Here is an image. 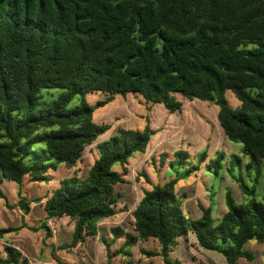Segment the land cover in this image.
Segmentation results:
<instances>
[{"label": "trees", "instance_id": "trees-1", "mask_svg": "<svg viewBox=\"0 0 264 264\" xmlns=\"http://www.w3.org/2000/svg\"><path fill=\"white\" fill-rule=\"evenodd\" d=\"M42 90L63 92L44 101ZM226 92L238 101L237 108L228 106ZM95 93L105 100L92 107L86 97ZM127 94L169 114L181 112L177 95L213 104L226 141L242 147L254 185L232 174L241 161L229 156L228 172L246 200L236 203L225 193L226 209L216 223L211 207L199 206V219L186 217L177 179L152 187L131 213L133 233L113 230V239L124 236L123 245L110 253L111 244L102 242L106 264L116 257L132 264L131 249L151 239L159 253L141 250L144 257L178 264L168 253L188 233L199 249L220 254L226 264L251 261L253 254L243 247L250 241L264 244V204L254 193L264 162V0H0V186H18L17 206L24 215L30 211L20 193L24 179L47 184V173L60 165L75 168L83 151L110 129L94 123V110ZM76 97L77 104L69 107ZM152 136L147 126L119 129L98 144V159L84 179L74 174L61 180L46 199V221L74 222L69 248L96 238L98 225L115 216L119 195L114 189L124 180L113 168L125 171ZM37 145L44 150H33ZM216 155L204 165L214 176L224 162L223 154ZM191 157L179 150L169 165L185 168ZM205 160L206 152L199 154L187 173L198 172ZM0 199L5 200L1 187ZM23 227L0 229V239ZM30 230L50 237L46 225ZM0 264L28 262L5 247Z\"/></svg>", "mask_w": 264, "mask_h": 264}, {"label": "rangeland", "instance_id": "rangeland-1", "mask_svg": "<svg viewBox=\"0 0 264 264\" xmlns=\"http://www.w3.org/2000/svg\"><path fill=\"white\" fill-rule=\"evenodd\" d=\"M62 92L63 90H42L39 95L42 100L50 101L56 99ZM176 98L182 103V108L180 113L175 114H169L160 105L147 104L141 97L132 94L115 96L103 108H96L93 113L94 123L107 125L110 129L83 151L75 168L68 170L60 165L56 172L47 173L49 178L47 184L30 183L28 178L24 179L20 193L30 203V211L27 215H24L17 206L18 186L14 183L3 182L0 187L6 201L0 199V229H16L22 225L24 227L0 239V254L3 256L5 247H12L27 260L28 264H106V251L102 242L111 244L110 253L118 250L124 243V236L118 235L113 239V230L120 228L125 233L132 234L131 213L143 193L173 179H177L175 190L178 196L189 195L192 199L191 202L188 201L183 205L182 209L187 214H189L188 208L198 211V207L203 204L212 206L211 217L216 223L226 209L225 193L229 192L236 203H243L246 198L228 172L229 156L235 155L240 159V166L235 168L232 174L242 176L248 187L254 185V173L247 172L244 168L248 159L242 153V147L226 141L217 122V107L197 100L190 102L178 95ZM225 98L230 108L235 109L239 106L238 101L230 92H226ZM86 100L90 106L94 107L98 102L104 101L105 97L95 93L88 95ZM77 101L78 97L69 107L76 105ZM145 126L153 132L145 152L132 156L127 162L125 171L119 166L113 168L124 180V183L118 184L114 189L119 195L115 216L98 225L96 238L86 239L85 243L69 248L74 222L65 217L46 221L43 210L46 199L58 188L61 180L70 178L74 174L82 179L87 176L90 166L98 159V144L116 135L119 129L142 130ZM184 145L194 157H191V161L185 168L173 169L169 163L173 161L175 152L186 150ZM33 150L43 151L44 147L37 145ZM201 152H206V160L198 172L190 173V175L187 172L197 165L199 155L197 153ZM220 153L224 155L222 170L219 171L218 176H214L205 169L204 165ZM163 155L166 157L164 165H161L160 160ZM254 189L255 199L264 204V162L261 166V177ZM36 199H40L41 202L32 203ZM43 225H46L49 230L50 237L48 238L45 237L43 231L34 233L30 230ZM54 237L60 243L57 248L49 245L50 242H54ZM154 242L148 241L144 244L149 252L155 251L157 245ZM243 251L253 254V259L251 261L239 259L236 264H264V244L250 241L243 247ZM141 255L140 251L137 255H132L130 262L144 264L141 262ZM191 256L202 262V257L194 254ZM218 256L225 264L224 258L221 255ZM126 262L127 259L120 257L111 260V264H125ZM146 264H155V261ZM184 264L193 263L185 262Z\"/></svg>", "mask_w": 264, "mask_h": 264}, {"label": "crops", "instance_id": "crops-1", "mask_svg": "<svg viewBox=\"0 0 264 264\" xmlns=\"http://www.w3.org/2000/svg\"><path fill=\"white\" fill-rule=\"evenodd\" d=\"M182 145V144H181ZM183 146V145H182ZM186 146L184 145V149H186L185 151H187L188 153L191 154V152H189L188 148H185ZM206 148V147H205ZM202 153V152H201ZM201 153H197V154H201ZM60 168V166L58 167V169ZM57 169V170H58ZM49 179V178H48ZM181 189V188H180ZM179 189V190H180ZM178 190V191H179ZM181 201H182V208L184 204H187L188 201L191 202L192 199L189 197V195L183 196L181 197ZM193 204V203H191ZM189 204V205H191ZM194 205V204H193ZM196 205V204H195ZM203 208H208L211 207L212 210V206H206V205H201ZM197 208V205H196ZM183 212L185 213L186 217L190 218V219H199L201 217V212L200 210H196L194 211L191 210L190 208H188V212L189 214H187L184 210ZM225 212V211H224ZM224 214V213H223ZM222 217V216H221ZM220 217V218H221ZM64 218V217H62ZM218 218V220L220 219ZM59 219V218H58ZM217 220V221H218ZM90 239V238H87ZM189 239V240H188ZM72 240V239H71ZM54 242H50L49 245L51 247H55L57 248L58 245H60V243L57 242V238L54 237ZM151 242H154L155 240L151 239L148 240ZM147 241V242H148ZM147 242H138L137 245L135 247H133V249H131V253L134 256L135 254L137 255L139 253V251L143 250L145 252H149V250H147V248L144 246V244H146ZM178 244L176 247L172 248L169 253H168V259L171 262H177L178 264H184L185 262H189V263H193V264H224L221 259L219 258L218 253L216 252H212V251H204L201 250L197 247L196 245V240L193 236V234L188 233L186 237L183 238H179L177 240ZM71 243V242H70ZM154 243H156V249L155 253H159L160 247L158 245V243L155 241ZM120 248V247H119ZM114 252V251H113ZM141 254V253H140ZM196 255V256H200L202 257V262H200L199 260H196L195 258H193V256L191 255ZM217 254V255H216ZM142 259L141 262H143L144 264L146 263H151V261H155V264H163L161 257H153V258H147L144 257V255H141ZM144 258V259H143ZM153 259V260H151ZM226 264V262H225Z\"/></svg>", "mask_w": 264, "mask_h": 264}]
</instances>
